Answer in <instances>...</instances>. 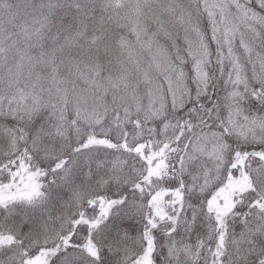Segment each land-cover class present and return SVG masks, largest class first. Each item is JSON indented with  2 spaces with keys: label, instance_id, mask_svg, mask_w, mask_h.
<instances>
[{
  "label": "snow or ice",
  "instance_id": "snow-or-ice-1",
  "mask_svg": "<svg viewBox=\"0 0 264 264\" xmlns=\"http://www.w3.org/2000/svg\"><path fill=\"white\" fill-rule=\"evenodd\" d=\"M0 264H264V0H0Z\"/></svg>",
  "mask_w": 264,
  "mask_h": 264
}]
</instances>
